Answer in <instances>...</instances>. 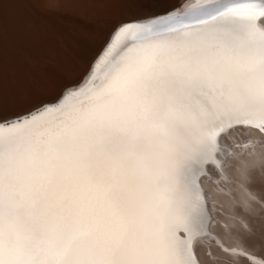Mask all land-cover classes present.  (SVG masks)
<instances>
[{
    "label": "snow or ice",
    "instance_id": "1",
    "mask_svg": "<svg viewBox=\"0 0 264 264\" xmlns=\"http://www.w3.org/2000/svg\"><path fill=\"white\" fill-rule=\"evenodd\" d=\"M240 216L264 218V0L124 21L83 84L0 120V264L264 256Z\"/></svg>",
    "mask_w": 264,
    "mask_h": 264
},
{
    "label": "bare ground",
    "instance_id": "2",
    "mask_svg": "<svg viewBox=\"0 0 264 264\" xmlns=\"http://www.w3.org/2000/svg\"><path fill=\"white\" fill-rule=\"evenodd\" d=\"M45 1L47 3L44 2L45 4L43 3V5L41 4L42 1L41 3L39 1V4L42 5V7H39L32 0H0V100H10V97L14 95V91L18 87V78H22L26 82L31 80L30 77L27 78L25 75V68L23 69L25 63H23V60L11 58L5 52L7 44L9 45L13 42L30 55L36 54L39 58L42 56V60L46 59L44 65L47 61H51L52 64L50 71L47 73L44 69H39V67L38 70L34 71L31 63L27 66L33 72L31 76L35 77L36 86H47L49 96L23 110L11 111L8 114L0 113V120L27 113L42 104L55 102L60 99L65 88L74 89L83 84L93 63L103 55L102 50L106 47L109 37L117 25L136 17L152 13H162L166 9L179 8L182 5L194 2V0H171L161 8L141 9L133 14L125 15L114 24L108 21V16L104 13L105 8L100 11L103 7H99L100 9L96 8L98 10L97 13H92V27L90 26L87 29L80 28L78 30L79 33L72 29L65 30L64 26L68 24L61 22V19L58 17L48 15H50V10H53L57 13L71 12L73 16L74 12L78 13L81 3H84L83 0ZM44 8L50 9L49 12L44 11ZM82 8L84 9V7ZM56 35L58 39L54 40V36ZM56 42L64 48L61 50L56 45ZM57 51L60 52L57 53ZM74 60H77L76 64L73 62ZM46 67L48 66L44 68ZM63 78L71 80L69 83L65 82L63 85L58 86L64 82ZM213 179L217 178L214 176ZM260 187V183L257 182V188ZM259 198L261 197L258 195ZM221 215V224H227L228 219L226 217H229V212L222 209ZM242 225H246L250 232L247 244L252 245L256 250H260L262 247L261 229L264 228V218L253 216L251 219H248L240 216L237 227H241ZM230 242L237 248L239 255V259L234 261V264H247L248 259L254 260L255 264H264V256L255 255L251 250L247 251V259H245L246 241L243 237L234 235L230 237Z\"/></svg>",
    "mask_w": 264,
    "mask_h": 264
},
{
    "label": "rangeland",
    "instance_id": "3",
    "mask_svg": "<svg viewBox=\"0 0 264 264\" xmlns=\"http://www.w3.org/2000/svg\"><path fill=\"white\" fill-rule=\"evenodd\" d=\"M32 1H34L33 3H35L39 7H42L44 2L47 3L45 0H39L40 3L42 1V3H41L42 5H41V4H39L38 0L37 1L32 0ZM83 1H84V3L83 2H82L83 4L81 3V7L78 10V13L74 12L73 16H72L71 12H58L57 13L56 11H53V10H50L47 8H44L43 10L46 12H49V10H50V12H49L50 15H48V16L58 17L61 19L60 20L61 22L68 24L67 26H64L65 30L68 31V30L72 29L76 32L80 28L81 29H87L90 26L92 27L93 19L91 16H92V13H97L98 10L96 8L100 9L103 7L102 9H100V11L105 8L104 13H106V15L108 16V21L110 23L114 24L117 21H119L121 17H123L125 15L127 16L129 14H133L134 12H137L138 10H141V9L161 8L165 5H167L166 3H169L171 0H83ZM36 2H38V3H36ZM82 7H84V9ZM63 13H65V14H63ZM83 15H85V16H83ZM56 36H54V40L58 39V36L57 37ZM56 45H58V47L61 50L64 48L63 46H60L58 42H56ZM16 46L17 45H15L13 42H11L9 45L7 44L5 52H7L11 58H14L16 60H23V63H25V67H23V69L25 68V71H24L25 75L27 76V78L30 77L31 80L26 82L25 80L23 81L22 78L17 79L18 80V87L14 91V95L10 97V100H6V99L0 100V113L1 114H4V113L8 114L11 111L15 112V111L23 110V109L29 107L30 105L36 103L37 101H40V100L47 98L49 96V92H47L48 91L47 86H44V85L36 86L35 77L33 78V76H31L33 74V72H31V69H29L27 66H29L31 63V66L33 67L32 69L34 71L36 69L38 70V67H39V69L40 68L44 69V71L47 73L50 71V68L52 65L51 61L50 62L47 61L46 64L44 65L46 59L42 60L43 59L42 56H40V58H39L36 54L30 55L27 52H25L24 50H22L19 46H17V47ZM55 49L59 50L58 48H55ZM59 52L60 51H57V53H59ZM73 62L76 64L77 60L76 61L74 60ZM45 66H48V67L44 68ZM70 80L71 79H69V80L64 79V82L59 84L58 86L63 85L65 82L69 83ZM22 81H23V83H22Z\"/></svg>",
    "mask_w": 264,
    "mask_h": 264
},
{
    "label": "water",
    "instance_id": "4",
    "mask_svg": "<svg viewBox=\"0 0 264 264\" xmlns=\"http://www.w3.org/2000/svg\"><path fill=\"white\" fill-rule=\"evenodd\" d=\"M56 102V101H55ZM53 103V102H52Z\"/></svg>",
    "mask_w": 264,
    "mask_h": 264
}]
</instances>
